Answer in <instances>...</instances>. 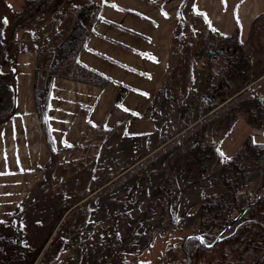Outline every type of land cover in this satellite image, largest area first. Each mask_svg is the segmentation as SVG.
Masks as SVG:
<instances>
[{
	"label": "rangeland",
	"instance_id": "1",
	"mask_svg": "<svg viewBox=\"0 0 264 264\" xmlns=\"http://www.w3.org/2000/svg\"><path fill=\"white\" fill-rule=\"evenodd\" d=\"M84 1L64 0L53 12L49 10L40 15L31 27L16 31L10 50L11 53L17 51L14 62L3 57L0 59L4 71H9L11 67L17 71L16 112L18 79L22 72L18 65L21 59L26 58L21 52H25L24 49L26 52L37 51L43 43L52 41L65 28L66 14ZM89 1L99 5L110 0ZM145 1L158 3L160 0ZM193 1L188 0L178 14L166 83L162 84L151 111L148 109L145 114L154 119L157 133L149 137H131L125 134L122 127L113 125L107 119L108 132L96 134L91 130L84 131L87 132L85 135L82 132L77 144L79 148L71 155L50 157L45 143L47 154L41 160L36 179L25 191L24 199L8 198L5 210H1L4 207L0 206V220L24 207L20 215L24 232L31 241L41 232L45 235V229L41 227L53 220V210L59 204L70 206L43 246L36 264H176L181 257L180 249L184 247L183 239L195 234L203 223L199 207L204 198L224 192L219 176L221 161L215 155L208 158L205 166L195 165L191 158H182L191 142L190 135L205 121L206 116L194 121L195 115L201 114L200 106L222 100L221 92L209 91L203 84L208 81L206 66L212 59L204 51L203 55L198 53L202 52V33L212 26L208 17L195 9ZM25 3L26 0H0V24L2 20L7 21L0 50L4 51L1 43L10 37L15 16ZM243 11L247 18L252 16L247 8ZM258 14L250 24L249 19L245 21L247 35L240 38L242 41L249 36L252 21ZM220 52L223 53L224 49L221 48ZM209 54L214 56L215 62L223 58L215 48H210ZM251 58L255 65L260 53H254ZM259 68L260 64L255 70ZM189 70L191 81L188 83ZM26 79L27 76H24L23 82ZM23 87L28 90L29 86L25 83L21 85V92L25 95ZM247 89H254L264 98V75L228 100L220 102L209 114L216 115L222 107L226 108L231 99ZM30 90L34 103L33 80ZM236 114L238 116L239 113ZM11 119L0 127L7 125ZM229 124L226 120L208 124L206 135L200 142L207 148L215 146L227 158L242 149L248 135H252L256 142H264V129L253 128L244 118ZM2 153L8 154L5 146ZM4 160H7L6 156ZM248 170L251 175L241 190L247 194L249 201L255 196L257 184L254 178L257 172L255 165L249 164ZM93 189L94 192L87 198L75 203L82 194ZM237 204L231 218L243 208L242 200ZM231 253L226 257L231 258ZM250 255L238 253L237 259H241L243 264H250Z\"/></svg>",
	"mask_w": 264,
	"mask_h": 264
},
{
	"label": "trees",
	"instance_id": "2",
	"mask_svg": "<svg viewBox=\"0 0 264 264\" xmlns=\"http://www.w3.org/2000/svg\"><path fill=\"white\" fill-rule=\"evenodd\" d=\"M165 1L160 0L155 4L161 7ZM63 2L64 0H26L25 6L15 16L10 37L1 43L4 51L0 50V59L3 57L13 63L17 51L11 53L10 50L16 31L23 27H31L40 15L46 14L49 10L53 12ZM102 4L96 5L93 1L85 0L71 9L66 14L67 23L65 21L66 25L62 32L57 33L52 41L43 43L37 49V60L33 71V98L35 112L50 157L71 155L79 148V145H76L57 149L55 145L48 123L49 99L54 79L64 78L100 86H105L109 82L107 77L79 61V55L86 48L88 38L94 32V25L100 19ZM6 26L7 21L2 20L0 41L4 38ZM201 40L202 52L198 54L203 55L205 52L212 59L206 66L208 81L203 84L209 91L221 92L220 102L228 100L235 95L234 93L264 75V12L258 14L252 21L246 40L240 39L238 27L232 33L223 34L210 26L205 33H202ZM210 48L217 49L219 56L223 58L215 62L214 56L209 54ZM221 48L224 49L223 53L220 52ZM256 52L260 53V58L254 65L251 57ZM259 64L261 68L257 71L256 65ZM1 65L2 63H0V124H5L16 113L17 71L14 67L4 71ZM190 78L191 70L187 73L188 83L191 81ZM127 91V87L121 86L108 115L114 112ZM220 102L200 106L201 114H196L194 121L206 116L205 121L200 122V128L190 135L191 142L183 152L182 158L183 160L191 158L195 165L205 166L208 158L215 155L221 161L219 176L224 192L215 197L204 198L199 207L203 223L195 234L183 239L184 247L180 249L181 257L176 264H243L241 259H237L238 253H250L252 255L249 256L252 257L250 264H264V142H256L252 135H248L242 149L231 158L222 155L215 146L207 148L200 142L206 135L207 125L220 123L222 120L230 122V126L238 118H244L253 128L264 129V98L256 94L254 89H247L231 99L226 104V108L222 107L216 115L209 114ZM236 113H239L238 116ZM91 130L96 134H105L109 129L104 124L100 127L89 126L86 131ZM86 133L84 132V135ZM249 164L255 165L257 176L254 181L257 188L253 199L248 201L247 194L241 188L251 175L248 170ZM95 189L82 194L75 203L87 198ZM239 200H242L243 208L238 215L231 218V213ZM58 206L53 210V220L41 227L45 229V235L41 232L32 241L24 232V222L20 215L24 207H19L11 212L9 217L0 220V264H36L43 246L70 208L64 203ZM230 252H233L231 258L226 257Z\"/></svg>",
	"mask_w": 264,
	"mask_h": 264
},
{
	"label": "crops",
	"instance_id": "3",
	"mask_svg": "<svg viewBox=\"0 0 264 264\" xmlns=\"http://www.w3.org/2000/svg\"><path fill=\"white\" fill-rule=\"evenodd\" d=\"M187 1L166 0L161 7L145 0H110L102 4L100 19L79 61L107 77L109 82L100 86L54 79L48 123L58 148L77 145L82 132L89 126H102L107 119L131 137H149L157 133L154 119L145 114L153 108L154 99L166 81L176 18ZM208 1L194 0L193 5L220 33L229 34L238 27L241 39L247 35L245 21L249 19L250 24L254 16L264 11V7L261 8L264 0ZM243 8L252 16L247 18ZM21 53L26 58L18 65L22 71L18 79V110L7 125L0 127V206L4 207L1 210H5L8 198L24 199L47 154L30 90L37 51ZM24 76H27L26 82H23ZM24 83L29 86L28 90L23 87L25 95L21 92ZM121 86L128 91L108 117ZM4 146L8 150L6 155L2 153Z\"/></svg>",
	"mask_w": 264,
	"mask_h": 264
},
{
	"label": "water",
	"instance_id": "4",
	"mask_svg": "<svg viewBox=\"0 0 264 264\" xmlns=\"http://www.w3.org/2000/svg\"><path fill=\"white\" fill-rule=\"evenodd\" d=\"M221 51H223V50H221ZM207 100H208V101H210V99H209V98H207Z\"/></svg>",
	"mask_w": 264,
	"mask_h": 264
}]
</instances>
